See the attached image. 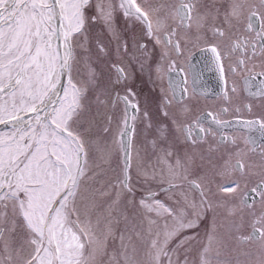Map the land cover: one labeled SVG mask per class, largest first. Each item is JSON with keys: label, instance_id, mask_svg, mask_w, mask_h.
<instances>
[{"label": "flooded vegetation", "instance_id": "1", "mask_svg": "<svg viewBox=\"0 0 264 264\" xmlns=\"http://www.w3.org/2000/svg\"><path fill=\"white\" fill-rule=\"evenodd\" d=\"M97 2L95 0V4ZM119 2L110 0L114 6L111 26L98 17L86 30L89 48L83 51V57L89 68L86 70V63L80 73L85 81L94 79L86 93L85 104L96 108L99 122H108L100 123V127L91 130V142H97L98 137L108 138L106 133L119 139L117 133L121 130L120 122L126 106L118 97L128 95L129 100L139 106V111L135 112L136 119L131 122L135 127L131 136L129 169L132 192L150 190L143 195L144 198L151 193L155 194L154 199L162 202L165 200H161V196L171 191H192L199 203L195 204L196 209L203 208L205 212L200 217L199 221L203 224L198 226L199 230L209 226L216 218L213 215V196L206 192L215 185L216 174L227 175L223 186H231L232 180L238 181L239 187L227 193L228 198L218 209L222 210L220 218L225 223L223 238L220 236L223 249L232 260L229 264H261L264 260L261 247L264 241L243 240L252 234V222L264 214V189L259 187L264 184V133L258 125L247 128L243 123L264 121V53L260 51L261 42L256 35L264 21L261 0H240L247 6L238 17L231 15L236 0H190L195 8L191 20L186 23L191 26L184 28L181 25L174 37V41H180L179 52L164 44L163 33L160 34L161 42L157 44L139 21L125 18L119 9ZM146 2L154 5L164 3L174 13L180 0ZM95 4L86 13L96 15ZM252 12L256 15L249 20ZM178 22L179 16L168 21L173 26ZM249 23L253 26L250 32L247 31ZM215 29H220L224 35H217ZM245 38L249 41L246 52L234 47L237 42L242 44ZM252 43L257 45L255 55H252ZM212 46H216L220 53L219 63L210 51ZM239 60L245 61L246 69L238 65ZM117 67L124 70L126 79L120 77ZM232 67H236L237 71L232 72ZM129 88L135 93L134 97L128 93ZM98 98L103 102H98ZM128 111L130 114L134 112L132 109ZM212 116L224 123H215ZM197 121L206 129L203 134L194 125ZM113 122L117 125L112 132ZM188 126H192L191 135L187 131ZM105 128L109 130L105 132ZM193 140L195 143L191 142ZM137 145L142 163L141 157L138 162L135 159ZM113 146L112 162L117 168L123 167V170L119 169L123 185L124 152L119 143L115 142ZM165 150L171 156L165 157ZM109 151L98 152L101 162L102 155H107ZM119 154L120 158L116 159ZM177 159L183 168L176 171L186 179L178 178L168 170L167 164H174ZM238 159L245 165L243 174L235 170ZM136 164L143 165V169L135 172ZM152 165L159 168L153 171L155 179L150 168ZM141 170L143 172H139ZM137 174H142L147 182L145 186L136 178ZM157 177L163 181L157 182ZM193 181L203 189L205 203H201V193L192 187ZM170 183L178 187L169 191ZM185 210L184 219L192 212L191 209ZM184 234L178 242L187 236Z\"/></svg>", "mask_w": 264, "mask_h": 264}, {"label": "snow or ice", "instance_id": "2", "mask_svg": "<svg viewBox=\"0 0 264 264\" xmlns=\"http://www.w3.org/2000/svg\"><path fill=\"white\" fill-rule=\"evenodd\" d=\"M261 3L264 6V0ZM91 6V0H0V125L9 129L0 131V218L6 221L11 212L9 231L22 235L18 248L9 250L5 243L0 264H91L102 248L103 242L98 240L91 219L95 205L81 201L89 158L87 129L82 125L85 123L86 93L94 78L81 83L74 79L73 71L75 49L82 46L80 38L86 32L88 22L99 17L111 26L114 6L110 0H98L96 15L88 16L86 10ZM246 6L236 0L231 15L238 17ZM194 8L195 4L190 0L187 3L180 0L174 13L164 3L119 2L125 18L139 21L157 44L163 33L164 44L177 52L180 41H174V37L181 25L184 28L191 26L186 21L191 20ZM255 15L252 12L249 20ZM176 16H179V22L175 26L169 24V19ZM252 30L249 23L247 31ZM215 33L224 35L220 29H215ZM256 35L261 42L260 51L264 53V21ZM248 44L245 38L242 44L237 42L234 47L246 52ZM256 47L252 43V55L256 54ZM100 50H104L103 46ZM210 51L219 63L217 47L212 46ZM238 65L246 69L244 60H239ZM116 70L122 79H126L122 68ZM231 71L236 72L237 68L232 67ZM128 93L135 96L130 88ZM118 98L123 100L126 108L120 122L121 130L117 133L119 139L114 142L119 143L124 152L123 186L131 193V136L135 130L131 122L136 119L139 106L129 100L128 95ZM98 102L103 101L98 98ZM128 109L134 112L130 114ZM212 120L217 124L224 123L215 116ZM243 123L247 128L258 125L264 133V121ZM194 125L199 133L206 131L198 121ZM108 130L105 128V132ZM191 130L192 126H188L189 135ZM191 142L195 143L194 140ZM164 155L171 156V153L165 150ZM167 167L173 175L186 179L176 171L183 168L179 159ZM244 168L243 161L238 159L235 170L243 174ZM230 185L221 186V191L231 193L239 187V182L233 180ZM175 187L178 185L170 183L168 190ZM192 187L201 193V203H205L200 184L193 181ZM259 187L264 189V184ZM154 195L150 193L146 199L154 200ZM140 203L157 215L166 213L180 228L195 227L199 219L197 215L196 220L186 221L182 210L170 208L159 200H154L153 205L146 204L145 200ZM96 223L99 224V219ZM3 235L0 230V238ZM173 235L174 231L165 232L159 247L156 240L152 242L156 249L151 257L154 264H160L162 256L168 257V264H171L166 245ZM252 239L264 241V214L252 222V234L243 238L244 242ZM86 245L92 249L88 257H85ZM261 247L264 250V245ZM209 253L210 247H206L201 264H211Z\"/></svg>", "mask_w": 264, "mask_h": 264}, {"label": "rangeland", "instance_id": "3", "mask_svg": "<svg viewBox=\"0 0 264 264\" xmlns=\"http://www.w3.org/2000/svg\"><path fill=\"white\" fill-rule=\"evenodd\" d=\"M91 3L94 6L95 0H91ZM86 15L93 16L90 12H87ZM91 24L92 22L89 21L86 27L88 28ZM87 39L88 31L80 38V45L82 46H77L75 49L76 62L73 77L81 83L85 81L80 70L87 63L83 57V51L89 48ZM85 68L88 70V63ZM86 108L85 123L82 127L87 129L85 136L89 158L88 170L82 185L83 195L81 196V201L95 205L91 212V219L95 226L98 240L103 242L102 248L91 260V264H154L151 257L156 249L152 247V242L156 240L159 247L165 239V232L171 231H174V235L168 240L166 245V250L171 257V264H201L206 247H210L209 259L211 264L231 263L232 260L229 259L223 249V239L220 238V236L223 238V225L225 223L223 218H220V214H223L221 213L222 210H218L224 200L228 198L227 193L221 191V186H223V182H226L224 178L227 175L217 173L215 185L209 190L206 189V192L210 193V197L213 196L211 197L214 205L213 215L216 218L211 221L209 226L203 229L197 230L198 226L203 224L199 220L200 217L204 216L205 212L203 208L199 210L193 207V205L199 203L196 202L197 196L192 191L177 189L161 196V200H165L162 203L170 208L182 211L191 209L192 212L185 219L186 221L196 220L197 215L199 216L195 227L180 228L177 222L166 213L161 212L160 215H157L155 211L150 212L145 206L141 205V200H145L148 205L154 204L156 199L147 200L143 196L145 193H149L150 190L142 189L129 193L123 187L121 184L123 179L121 170H123V167L117 168L112 162L113 144L116 137L106 133L109 136L108 138L98 137L97 142L92 143L91 130L96 126L100 127V123L105 124L108 122L98 121L100 115L95 110L96 108L88 106ZM115 125L117 123L113 122L112 132ZM8 130H4V132ZM139 149L140 147L137 145L135 159L138 162L139 157H141L142 163L143 158L137 151ZM104 150L110 151L107 155H102L103 162H101L98 158L101 154L99 155L98 152ZM141 151L142 148L140 153ZM117 157L120 158V154L116 156V159ZM150 168L152 172L159 169L154 167V165ZM139 169H143V165L139 166L136 164L135 172ZM139 172H143V170ZM142 177V174H137L136 178L140 179V183L145 186L147 182ZM117 181L118 184H115ZM161 181L163 180H157V182ZM216 205L219 206L216 207ZM11 219V212H9L6 221L0 218V230H3L4 233L3 237L0 238V258L4 256L5 243L9 245V250H11L12 248H18L22 241V235L13 234L9 231L8 223L11 222ZM97 219H99V224L96 223ZM189 231L192 233L186 234ZM183 233L187 236L178 242V238ZM91 250V246L86 245L85 257L89 256ZM160 264H168V257L162 256Z\"/></svg>", "mask_w": 264, "mask_h": 264}, {"label": "water", "instance_id": "4", "mask_svg": "<svg viewBox=\"0 0 264 264\" xmlns=\"http://www.w3.org/2000/svg\"><path fill=\"white\" fill-rule=\"evenodd\" d=\"M5 129H7V128H5V126L0 125V131L5 130ZM125 139H126V138H125Z\"/></svg>", "mask_w": 264, "mask_h": 264}]
</instances>
